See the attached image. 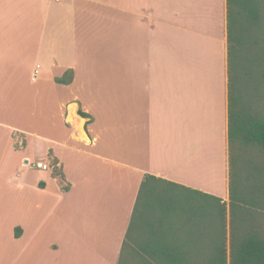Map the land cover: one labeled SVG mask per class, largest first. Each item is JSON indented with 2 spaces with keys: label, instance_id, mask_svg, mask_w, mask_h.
<instances>
[{
  "label": "crops",
  "instance_id": "0c3cea01",
  "mask_svg": "<svg viewBox=\"0 0 264 264\" xmlns=\"http://www.w3.org/2000/svg\"><path fill=\"white\" fill-rule=\"evenodd\" d=\"M0 101V264H117L145 176L228 199L226 0H0Z\"/></svg>",
  "mask_w": 264,
  "mask_h": 264
},
{
  "label": "trees",
  "instance_id": "16d2710c",
  "mask_svg": "<svg viewBox=\"0 0 264 264\" xmlns=\"http://www.w3.org/2000/svg\"><path fill=\"white\" fill-rule=\"evenodd\" d=\"M226 1L229 226L221 199L145 176L117 264H227L228 227L229 264H264V0ZM72 80L67 71L55 82ZM185 193L212 203L182 213Z\"/></svg>",
  "mask_w": 264,
  "mask_h": 264
},
{
  "label": "rangeland",
  "instance_id": "374dc122",
  "mask_svg": "<svg viewBox=\"0 0 264 264\" xmlns=\"http://www.w3.org/2000/svg\"><path fill=\"white\" fill-rule=\"evenodd\" d=\"M3 101H0V104L2 103ZM5 104V103H4ZM22 122L27 124V126L29 127H36L38 128L39 127V118L36 114H32L30 117H24L22 119ZM83 123V121H82ZM82 126V124H81ZM81 128V127H80ZM83 139H85L84 137H82ZM33 161H36L34 159V157H32ZM53 164V163H52ZM14 166V165H13ZM52 168V173L54 174V172H57V173H60V171L57 169V168H54V167H50ZM12 171L10 172V174H12V179L11 181L12 182H7V184L2 180V178L0 177V193H1V197L2 195L4 194H11L14 190L18 191V189L20 190L21 187H18L19 185V182H22V179H19L18 178V169H17V166L13 167L11 169ZM6 171H8V169H6ZM1 173V172H0ZM37 173L38 171H36L35 169H32V168H26V169H23V172H20L19 174L21 175V178L22 176H30V177H35L37 176ZM63 187H65V185H63ZM187 194V193H185ZM189 196V199L191 200V202H193L192 204H187L185 205V203H181L182 204V207L181 205H179L178 207H181L180 208V211H182V213L185 212V208L184 207H187L188 208V205L190 206L191 205V209L193 207V205H195L196 207H198L199 210H201V212H204L206 211L207 207L209 206L210 203H212V199L210 198H207V197H202L200 195H196V194H187ZM0 201H1V198H0ZM226 204V213H227V225L229 226V207H228V199L227 200H223ZM178 221L181 220L182 223H184V219L182 218H179L177 219ZM180 226V224L178 222H174L173 223V226L174 228L175 227H178ZM226 257H227V264H229V227H228V233H227V239H226Z\"/></svg>",
  "mask_w": 264,
  "mask_h": 264
},
{
  "label": "built area",
  "instance_id": "2783aa9c",
  "mask_svg": "<svg viewBox=\"0 0 264 264\" xmlns=\"http://www.w3.org/2000/svg\"><path fill=\"white\" fill-rule=\"evenodd\" d=\"M33 166L36 168V169H39V170H42V171H47L50 169V166L41 162V161H38L36 163L33 164Z\"/></svg>",
  "mask_w": 264,
  "mask_h": 264
},
{
  "label": "bare ground",
  "instance_id": "6f19581e",
  "mask_svg": "<svg viewBox=\"0 0 264 264\" xmlns=\"http://www.w3.org/2000/svg\"><path fill=\"white\" fill-rule=\"evenodd\" d=\"M71 114L72 115H74V107H71ZM76 118V117H75ZM74 121V120H73ZM81 124H82V121H81ZM81 124H80V126H79V129H80V127H81ZM82 136V135H81ZM83 137V136H82Z\"/></svg>",
  "mask_w": 264,
  "mask_h": 264
}]
</instances>
